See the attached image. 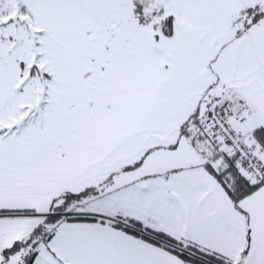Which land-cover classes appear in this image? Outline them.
Segmentation results:
<instances>
[{
    "label": "snow or ice",
    "instance_id": "6c2138e0",
    "mask_svg": "<svg viewBox=\"0 0 264 264\" xmlns=\"http://www.w3.org/2000/svg\"><path fill=\"white\" fill-rule=\"evenodd\" d=\"M0 264H264V0H0Z\"/></svg>",
    "mask_w": 264,
    "mask_h": 264
}]
</instances>
